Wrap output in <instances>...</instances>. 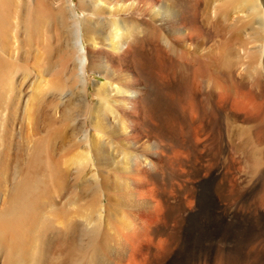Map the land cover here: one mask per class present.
<instances>
[{
  "label": "bare ground",
  "instance_id": "bare-ground-1",
  "mask_svg": "<svg viewBox=\"0 0 264 264\" xmlns=\"http://www.w3.org/2000/svg\"><path fill=\"white\" fill-rule=\"evenodd\" d=\"M13 30L44 50L45 134L0 264H264V0H0V106Z\"/></svg>",
  "mask_w": 264,
  "mask_h": 264
},
{
  "label": "rangeland",
  "instance_id": "rangeland-1",
  "mask_svg": "<svg viewBox=\"0 0 264 264\" xmlns=\"http://www.w3.org/2000/svg\"><path fill=\"white\" fill-rule=\"evenodd\" d=\"M78 1L75 0V4ZM19 35H16V31L13 30L9 38L6 39V47L2 50V53L10 60H14L15 51H17V55L20 58L16 56L18 60L17 58L15 59L22 66H20L21 69L19 68L16 72H12V87L10 86L11 88L6 90L7 93L5 92L4 95L6 100L0 106V174L1 180L2 178L7 180L9 177L7 181L5 180L7 187L6 190L2 191L3 195L0 198V200L4 201L2 204L7 199L11 200L12 193H10V189L19 182V179H23L22 174H25L26 168L31 162L28 155H31L34 151L32 140L43 137L45 134L43 132L44 115L41 111V105L46 94V84L42 82V74L40 73L41 69H43L44 50L41 47L39 50L35 48L31 51L30 46L27 44L28 47L25 42L23 43V34L20 33ZM88 77L91 86L96 80L101 81L97 74L91 72H88ZM35 115L38 120L36 122L32 120ZM32 147L33 149H31ZM28 158L29 160L27 161ZM25 163L26 165H24ZM6 175L7 177H5ZM211 187L212 185H209L206 188L205 200H214ZM249 227V223L243 222L240 231L244 232ZM221 237L222 228L220 223L215 221L202 242H205L204 245H213L218 243Z\"/></svg>",
  "mask_w": 264,
  "mask_h": 264
}]
</instances>
